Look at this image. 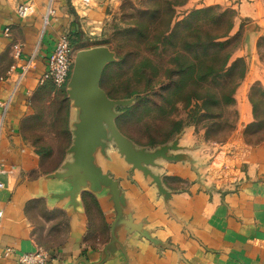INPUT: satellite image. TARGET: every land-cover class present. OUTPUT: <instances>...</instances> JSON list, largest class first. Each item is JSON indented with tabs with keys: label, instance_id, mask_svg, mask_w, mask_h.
Returning a JSON list of instances; mask_svg holds the SVG:
<instances>
[{
	"label": "crops",
	"instance_id": "0c3cea01",
	"mask_svg": "<svg viewBox=\"0 0 264 264\" xmlns=\"http://www.w3.org/2000/svg\"><path fill=\"white\" fill-rule=\"evenodd\" d=\"M122 1L90 0L84 5L81 0H24L28 13L20 17L16 0H0V179L5 184L0 190V264H20L22 253L37 251L47 253V264H70L82 255L96 261L110 239L114 213L104 196L83 191L75 214L66 208L67 201L43 197L66 186L42 178L41 157L25 140L22 124L34 114L33 95L42 86L40 79L59 36L72 37L79 30L77 44L92 40ZM209 6L235 11L232 34L244 25L246 29L248 45L236 51V58L244 57L248 64L235 93L237 126L224 142L207 139L205 132L193 141L188 134L196 127L185 126L180 144L195 146L187 152L202 165L205 182L215 188H203L189 162L159 160L154 170L174 192L170 210L141 172H130L116 148L109 152L111 160L101 158L105 171L120 180L134 221H144L154 236L174 246L158 248L139 233L123 232L128 264H264V141L248 144L244 139L245 128L253 121L247 90L249 94L256 82L264 84L258 47L264 39V0H187L182 5ZM88 47L92 45L83 48ZM250 62L258 65L254 71ZM38 203L65 213L69 227L61 243L40 241L29 216ZM7 248L12 251L7 253ZM121 259L104 264H121Z\"/></svg>",
	"mask_w": 264,
	"mask_h": 264
},
{
	"label": "rangeland",
	"instance_id": "374dc122",
	"mask_svg": "<svg viewBox=\"0 0 264 264\" xmlns=\"http://www.w3.org/2000/svg\"><path fill=\"white\" fill-rule=\"evenodd\" d=\"M186 2L187 0H123L119 8L106 20L99 34L92 36L94 37L92 40H88L83 44L72 45L74 54L79 49L89 45H108L117 52L119 60L110 64L104 70L102 86L111 93L113 98L124 95L126 86H132L140 90L136 93L137 98L134 102V107L123 111L122 115L124 117L120 122L122 131L137 141L139 145L153 146L156 143L171 139L175 135V133L171 135L175 122L181 120L185 123L186 119L191 120L190 116L198 110V103L201 102L193 99L190 104L186 103L185 97L187 94L196 95L197 87L194 84L189 85L188 91L172 96L173 99L170 102L164 100V97L168 95V91L160 90L161 87L159 85L146 91L144 81H140L134 73V66L140 63L144 57H149L155 63L154 65L150 63L151 67L155 66L159 69V80H167V69L175 66V52L179 47L182 48L183 44L181 41L173 44L159 38V30L162 28V23L158 21L153 23L151 20L144 19L145 25L149 26L146 30L148 34L146 37L140 36L138 31L132 34L126 33L125 28L135 26L140 21L141 11L153 8L160 3L166 8L169 7L174 10V25L176 22L186 18L195 9L183 8L182 5ZM227 18H231L229 13ZM204 22L201 23L204 24ZM245 30L244 25L241 28L242 37L233 41L229 46L231 48L241 43L235 53L240 47L245 46L246 43L248 45V41L246 42L244 39ZM259 44L264 61V39H260ZM235 53L233 58L238 55V52ZM184 54L190 61L196 62L194 53L187 51ZM250 65L254 71V67L257 64L251 63ZM150 70L152 71L153 69ZM261 73L264 78V71ZM221 81L227 83L228 78L226 79L224 76L211 77L208 86L211 89L220 90L218 83ZM44 85L39 87L33 95L34 114L22 124L25 140L34 147L41 157L42 173L53 171L59 167L63 159L66 158V149L71 142V133L68 126L70 101L66 95L65 88H56L52 83L46 88L43 87ZM247 95L249 97L248 90ZM161 104H164L165 107L160 106ZM225 116L229 120L234 118L232 111L227 112ZM205 123L206 120L198 122L195 125L196 131H191L188 137L193 141L199 140L206 130L203 127ZM228 132L229 128L226 127L217 133L212 130L210 135L213 138H223ZM29 213L36 225L40 241L45 243V245L58 244L65 239L68 234L69 224L63 211H50L43 204L38 203ZM47 224L50 227L47 228Z\"/></svg>",
	"mask_w": 264,
	"mask_h": 264
},
{
	"label": "water",
	"instance_id": "95a60500",
	"mask_svg": "<svg viewBox=\"0 0 264 264\" xmlns=\"http://www.w3.org/2000/svg\"><path fill=\"white\" fill-rule=\"evenodd\" d=\"M118 60L117 52L108 45L82 48L76 52L65 86L70 101L68 126L71 142L66 149V158L59 167L42 176L45 180H57L66 186L62 191L50 192L43 197L57 202L67 201L66 208L73 214L78 211L83 191L104 196L114 213L110 224V239L100 251L98 260L90 261L82 255L70 264H104L108 260H116L118 256L122 257L121 264H128L127 240L120 238L123 232L125 236L139 233L140 238L148 239L158 248H174L172 244L154 236L144 221H134L120 180L105 171L101 163V158L111 160L109 152L112 148H116L131 166L130 172H141L156 187L169 210L174 192L165 186L161 174L154 170L159 160L189 162L202 187L207 190L215 188L205 182L202 165L187 152L195 146L180 144L185 127L171 140L156 146L139 145L122 132L117 123L124 111L121 108L134 105L137 94L128 98H113L101 85L106 67Z\"/></svg>",
	"mask_w": 264,
	"mask_h": 264
},
{
	"label": "trees",
	"instance_id": "16d2710c",
	"mask_svg": "<svg viewBox=\"0 0 264 264\" xmlns=\"http://www.w3.org/2000/svg\"><path fill=\"white\" fill-rule=\"evenodd\" d=\"M228 13L231 15L230 19L227 18ZM234 15L235 11L232 9L209 6L192 10L186 18L173 25L174 10L169 7L166 8L160 3L153 8L141 11L140 21L135 26L125 28L126 33L132 34L138 31L140 36L146 37L148 35L146 30L149 26L145 25L144 19L151 20L153 23L158 21L162 23V28L159 30V38L173 44L180 43V41L183 44L182 48L179 47L175 52V66L167 69V80H159V69L155 66L151 67L150 63L153 65L155 63L149 57H144L140 63L134 66V73L140 81H144L146 91L153 89L156 85L161 87L160 90L168 91V95L164 97L167 102L172 101V96L188 91L190 84H194L197 87L196 95L187 94L185 100L188 104L193 99L200 101L201 103H198L197 106L198 110L190 116L191 120L186 119L185 123L181 120L176 121L171 130V135L174 133L176 135L186 125L195 126L203 120H206L203 126L206 129L205 137L214 142H224L236 129L239 114L236 110L235 93L246 75L248 64L244 57L233 59L235 50L241 46V43L229 48L233 41L242 37L241 29L237 33L232 34ZM203 21H205L204 24L201 23ZM79 35L80 31L78 30L74 36L70 37L73 46L77 45L79 41L77 37ZM258 47H260L259 43ZM187 51L195 54L196 62L190 61L185 56L186 54L184 53ZM150 69L153 70L151 71ZM219 76L228 78V82H219L220 90L211 89L208 86L210 78ZM50 84H45L43 87L46 88ZM126 87L125 94L117 98H128L140 91L132 86ZM105 90L110 97H113L107 89ZM249 101L252 106L253 121L245 128L244 139L248 144H258L264 141V85L262 83L258 82L251 86ZM160 106L165 107L164 104ZM133 107L132 105L121 109L129 110ZM231 111L234 114V118L229 120L225 114ZM123 117L124 115L117 119L120 129V122ZM226 127L229 128V132L225 137L213 138L210 135L212 130L217 133ZM171 139L156 143L153 146L165 143Z\"/></svg>",
	"mask_w": 264,
	"mask_h": 264
},
{
	"label": "built area",
	"instance_id": "2783aa9c",
	"mask_svg": "<svg viewBox=\"0 0 264 264\" xmlns=\"http://www.w3.org/2000/svg\"><path fill=\"white\" fill-rule=\"evenodd\" d=\"M81 1L84 5L90 2V0ZM16 10L20 17H25L28 13L27 3L24 2V0H16ZM74 57L75 54L72 49L69 35L62 34L55 43L53 53L49 59L48 69L40 79V84L43 85L46 81H50L56 88H65L72 71ZM2 125L3 123L1 121L0 128ZM3 188H5V184L0 179V190ZM2 216L3 212L0 209V219ZM11 251V248H7V253ZM19 261L20 264H47V253L43 251L22 253L19 257Z\"/></svg>",
	"mask_w": 264,
	"mask_h": 264
}]
</instances>
